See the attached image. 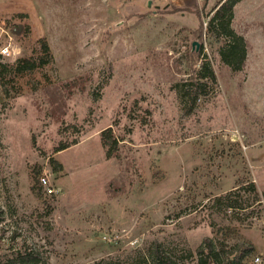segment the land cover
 I'll return each mask as SVG.
<instances>
[{
  "label": "rangeland",
  "instance_id": "rangeland-1",
  "mask_svg": "<svg viewBox=\"0 0 264 264\" xmlns=\"http://www.w3.org/2000/svg\"><path fill=\"white\" fill-rule=\"evenodd\" d=\"M221 1L0 0L21 50L0 58L1 263L26 250L32 264H154L159 245L198 264L206 239L227 263L264 253V0L233 9L238 69L221 59L231 39L208 31ZM203 61L216 81L187 114Z\"/></svg>",
  "mask_w": 264,
  "mask_h": 264
},
{
  "label": "trees",
  "instance_id": "trees-1",
  "mask_svg": "<svg viewBox=\"0 0 264 264\" xmlns=\"http://www.w3.org/2000/svg\"><path fill=\"white\" fill-rule=\"evenodd\" d=\"M240 1L241 0H223L218 3L215 12L207 26L209 33L217 40H220L223 36L231 39V42L221 52V59L225 64L235 69L240 68L244 64L246 57L245 42L243 41L242 37H237L230 27L233 9L235 5H237V3ZM26 63L28 65L26 67H23L21 65L18 66V72L21 73L36 68V64L33 62L26 61ZM205 78H209L211 81H216L215 72L211 68V65L208 61H203L196 77L194 79H191L186 86L184 85V89L181 94L184 101L183 110L185 113H192V111L198 104L199 97L201 95L207 94L205 83H203V80H205ZM101 140L106 152V157L108 159L112 158L117 153L119 147V140L115 137L112 127L107 128L101 133ZM66 148L67 145L61 144L56 148V151L59 152ZM51 163L53 165L58 164L53 159ZM250 188L252 189V191H255V185L253 183L252 185H250ZM223 200L224 199H222L221 197H218L216 199L218 203H221ZM226 200L228 201L229 197H226ZM254 200L260 203V199L258 198V196L255 197ZM226 207L231 210H237V208H245L242 206H238L236 201L233 200H229ZM204 244L206 246L205 249H203L202 247L198 249V264H234L233 260L230 263H227V261H225V259L220 256V252L217 251L212 239H206ZM253 250L254 247L252 245L246 247L243 253L244 256L248 255V253H251ZM33 262H38V256L34 253L23 250L17 251V253L12 255V257L8 258L4 263L0 262V264H32ZM153 262L154 264H180L176 263L172 258L166 255L159 245L155 249ZM102 264L113 263L103 262Z\"/></svg>",
  "mask_w": 264,
  "mask_h": 264
},
{
  "label": "built area",
  "instance_id": "built-area-1",
  "mask_svg": "<svg viewBox=\"0 0 264 264\" xmlns=\"http://www.w3.org/2000/svg\"><path fill=\"white\" fill-rule=\"evenodd\" d=\"M5 33V35H4ZM0 58L17 60L16 49H20V46L16 45L11 35L4 29L0 32ZM42 186L47 190L49 195L56 193V191L50 187L48 179L43 177L41 179ZM264 200L260 201V203ZM248 264H264V253L254 254Z\"/></svg>",
  "mask_w": 264,
  "mask_h": 264
},
{
  "label": "crops",
  "instance_id": "crops-1",
  "mask_svg": "<svg viewBox=\"0 0 264 264\" xmlns=\"http://www.w3.org/2000/svg\"><path fill=\"white\" fill-rule=\"evenodd\" d=\"M257 144L255 143V144H252V145H250V146H248L249 148H253V147H255ZM246 150H248V149H246ZM250 154L251 155H254L253 153H251L250 152ZM259 158H261V157H259ZM262 158H264V155L262 156ZM254 159H256V158H254ZM252 160H253V158H252ZM256 161V160H255ZM261 163H262V161H261V159H258V164H254L253 162H252V165H256V167L258 168V167H260L259 165H261ZM253 246H254V248H257V246L256 245H254L253 244Z\"/></svg>",
  "mask_w": 264,
  "mask_h": 264
},
{
  "label": "clouds",
  "instance_id": "clouds-1",
  "mask_svg": "<svg viewBox=\"0 0 264 264\" xmlns=\"http://www.w3.org/2000/svg\"><path fill=\"white\" fill-rule=\"evenodd\" d=\"M20 49L17 47V49H16V54H17V56H19L20 55Z\"/></svg>",
  "mask_w": 264,
  "mask_h": 264
},
{
  "label": "water",
  "instance_id": "water-1",
  "mask_svg": "<svg viewBox=\"0 0 264 264\" xmlns=\"http://www.w3.org/2000/svg\"><path fill=\"white\" fill-rule=\"evenodd\" d=\"M194 45H198V43H197V42H195V43H194Z\"/></svg>",
  "mask_w": 264,
  "mask_h": 264
}]
</instances>
